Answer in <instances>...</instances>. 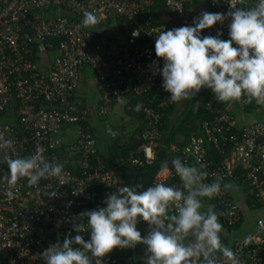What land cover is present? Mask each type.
<instances>
[{"label":"built area","instance_id":"built-area-1","mask_svg":"<svg viewBox=\"0 0 264 264\" xmlns=\"http://www.w3.org/2000/svg\"><path fill=\"white\" fill-rule=\"evenodd\" d=\"M195 0H164L166 8L183 13ZM245 0H210L217 23L201 28L191 18L177 32L156 22L155 0H0V113L14 109L17 123L0 120V264H117L124 249L117 223L94 220L89 203L93 183L104 192H125L126 178L119 163L99 153L92 128L83 122L87 104L75 99L84 67H93L102 92L100 111L153 88L166 89L157 106H144L147 125L141 143L123 161L141 167L156 159L164 108L173 104L189 82H202L211 61L213 38L233 32L222 26L230 11ZM113 10L122 22V36L99 27ZM49 12V13H48ZM48 13V15L46 14ZM234 35L235 64L221 79L227 104L209 107L215 113L202 123L182 149L176 169L196 165L206 178L202 191L217 201L222 222L241 219L225 178L245 170L256 202H264V119L234 131L230 104L264 105V22ZM58 47L54 49V40ZM54 49L51 67L40 65L42 54ZM77 126L75 138L64 144L63 124ZM213 144L221 154L214 162ZM59 148L77 156L76 172L65 166ZM200 204L191 194L189 178L180 175L151 192L147 212L166 222ZM258 231L213 252L202 264H264V217Z\"/></svg>","mask_w":264,"mask_h":264},{"label":"crops","instance_id":"crops-1","mask_svg":"<svg viewBox=\"0 0 264 264\" xmlns=\"http://www.w3.org/2000/svg\"><path fill=\"white\" fill-rule=\"evenodd\" d=\"M251 10L257 12L256 19L259 22H264V0H253L251 6L243 9L237 8L227 13L225 20L228 28H225L233 33L247 28L245 12ZM157 14L159 22L166 24L172 32H177L188 18H191L201 28H208L210 26L205 27L204 25L212 24L214 18L217 17L210 0H195L183 13L171 12L163 3L157 9ZM121 23L114 11L110 10L99 28L109 35L122 36ZM233 33L229 36L213 38L210 49V56L211 53L213 56L206 64L204 78V80L206 78L209 80L208 91L222 95L223 104H227L228 96L220 82L232 70L236 60ZM55 51L50 49L42 54L40 65L44 70L50 69ZM204 80L189 82L182 90L180 97L176 100L172 124L179 122ZM132 96L114 102L109 112L102 113L100 111L102 92L98 74L90 65L84 67L82 79L75 92V99L88 106L86 124L85 121L83 124L92 128L99 153L108 162L120 164L127 182L125 192H105L94 210H91L94 220L108 218L115 221L120 228L124 249L117 264H202L213 252L227 248L238 238L257 232V218L264 217V202H254L251 186L245 178L237 175L223 180L241 210V219L234 227L221 221L217 201L207 197L202 188L203 195L202 198L199 197L200 204L194 211L184 215H172L164 223L148 215L147 202L151 192L160 180L164 183L170 182L173 170L170 167L162 168L155 175L152 183H148L149 175L145 169L125 162L123 161L125 158L120 157L125 150L133 148L137 143L144 127V121L147 120V115L144 117L134 111ZM229 110L238 127L264 119L263 104L256 109L250 106L241 107L230 104ZM170 128H174L173 125ZM76 134V124L65 123L53 135L60 137L62 142L67 144L75 138ZM177 138L183 139V135L178 134ZM172 149H178L175 143L171 145ZM61 151L65 152V157L70 164L77 166L75 154L69 156L68 151L59 148V153ZM186 170L190 179L195 174H201L196 165H189ZM258 204H263V207L260 211H254L252 207Z\"/></svg>","mask_w":264,"mask_h":264},{"label":"trees","instance_id":"trees-1","mask_svg":"<svg viewBox=\"0 0 264 264\" xmlns=\"http://www.w3.org/2000/svg\"><path fill=\"white\" fill-rule=\"evenodd\" d=\"M163 3L164 0H155V8L159 9V7L163 5ZM256 13L257 12L255 10H251L250 12L249 11L245 12L246 21H247L246 24L248 25L249 28L252 27L254 23L259 22V20L256 19ZM214 15H216L215 12ZM155 21L156 22L160 21L158 14H156ZM215 23H217V17L214 18L212 24H208L204 26L205 27L212 26ZM221 23L223 24L224 27H227L225 19ZM53 40H54V49H57L59 45L58 40L57 39H53ZM212 56L213 54L211 53V58ZM208 83L209 80L208 78H206V80H204V82L201 84L202 85L201 88L196 92L195 96L190 100L187 110L185 111L184 115L180 117V120L177 124L176 123L172 124V115L174 113L176 101L173 104L164 108V115L162 117V123L160 126V129L162 131V137L160 138L159 144L156 147V159L152 164L141 166V168L145 169L149 175L148 183H152L155 175L159 172V170H161L164 167H170L173 170L171 181L179 177L180 175H184L189 178V176H187L186 174L187 172L186 168L182 170L176 169V166L180 161V157L182 155V149L184 145L187 143L189 137L193 133H198L201 131L203 121L206 119H212L214 117L215 113L213 112L212 108L208 106L209 102H213V104H223V98H221L222 95L220 96V94L218 93L216 94V92L208 91L207 88ZM165 96H166V89L158 88V87L153 88L139 95H133L131 97V101L133 102L132 103L133 109L134 111L142 114L145 117L147 113L144 110V106L145 105L157 106L164 99ZM248 106L256 109L257 107H260L261 104L258 101L254 100ZM0 120L10 121L13 123H17L18 121L17 117L15 116L14 109L0 113ZM84 123L86 124V121ZM170 123L171 125H173L174 128H170L171 126ZM146 125H147V120L145 119L144 127L142 128V130L146 127ZM233 130L238 132L239 127L234 126ZM178 134H182L183 139H178L177 138ZM140 143H141V139L139 138V140L133 146V148L136 149ZM174 143L177 145L178 149L171 150V145ZM133 148L128 149L127 151L125 150L120 157L127 158L132 152L131 150H134ZM226 149H227V153L221 154L220 151L213 144H209L208 145L209 157L214 162H219L226 155H230L231 144H228ZM60 158L65 166L70 167L76 172L79 171L78 166H74L73 164H70L69 160L66 159L65 152L63 151L60 152ZM235 175L241 178H245L246 180L245 170L241 166L236 167ZM205 179L206 178L201 176V174L200 175L195 174L191 179L189 178L191 184V194L202 198L203 194L201 191V186ZM104 193L105 192L100 184H98L97 182L93 183V194H92V199L89 203V207L91 208L92 211L94 210L95 205L97 204V202L100 200V198ZM254 202H256L255 196H254ZM234 226H230V227H234Z\"/></svg>","mask_w":264,"mask_h":264},{"label":"rangeland","instance_id":"rangeland-1","mask_svg":"<svg viewBox=\"0 0 264 264\" xmlns=\"http://www.w3.org/2000/svg\"><path fill=\"white\" fill-rule=\"evenodd\" d=\"M252 2H253V0H247L245 3H244V2L241 3V4L238 6V9H239V8H240V9H243V8H245V7H249V6H251ZM48 13H49V12H48ZM48 13H46V14L48 15ZM262 207H263V204H262V205L258 204V205L254 206V207H252V208H253L254 211H260Z\"/></svg>","mask_w":264,"mask_h":264}]
</instances>
